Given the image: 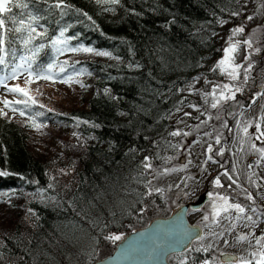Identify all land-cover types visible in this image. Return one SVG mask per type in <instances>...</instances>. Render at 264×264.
Instances as JSON below:
<instances>
[{
	"label": "trees",
	"instance_id": "obj_1",
	"mask_svg": "<svg viewBox=\"0 0 264 264\" xmlns=\"http://www.w3.org/2000/svg\"><path fill=\"white\" fill-rule=\"evenodd\" d=\"M246 5L247 0H11V11L0 14L5 18L0 72L41 46L34 61L51 62L55 39L63 32L69 66L82 71L89 95L81 94L83 107L71 116L56 114L63 127L72 122L76 129L62 132L72 141L62 138L70 150L55 170L31 150L26 125L0 115V172L9 173L0 176V200L10 206L7 222H0V264H93L118 242L106 237L169 215L173 196L169 201V189H153L151 174L176 164L194 134H211L221 164L215 172L228 168L222 150L233 133L230 122L264 90V33L255 32L258 54L227 101L213 108L211 97L202 99L187 133L172 117L193 99L180 94V87L198 77H216L213 61L222 56L230 27L248 15ZM29 26L34 29L30 40ZM253 31H248L250 41ZM250 64L254 69L247 76ZM53 114L45 110L51 119ZM259 135L253 138L263 148ZM208 183L210 192L245 209L256 204L230 183L221 190ZM243 221V229H251ZM214 254L194 241L169 262L210 264ZM246 264H264V257Z\"/></svg>",
	"mask_w": 264,
	"mask_h": 264
},
{
	"label": "rangeland",
	"instance_id": "obj_2",
	"mask_svg": "<svg viewBox=\"0 0 264 264\" xmlns=\"http://www.w3.org/2000/svg\"><path fill=\"white\" fill-rule=\"evenodd\" d=\"M246 6L248 9L245 11L248 15L245 20L233 24L225 40L224 49L230 44L237 46L236 51L230 54L231 59L225 57L223 49L222 56L213 61L217 64L221 60L226 61L225 64L215 69L216 77L213 76L215 78L211 79L208 76L202 81V78L198 77L178 89L180 94H187L193 98L188 104L178 108L172 117V121L179 127V130L185 133L191 130V118L200 108L202 99L210 100L211 97V102L216 105L227 101L232 91L241 82L246 64L254 60L258 54L255 32L264 33V0H252V3L247 0ZM249 16L252 17L251 20L248 19ZM236 28H243V31L233 35L232 30ZM251 30H254L253 41L248 40V31ZM57 40L63 42L54 45L51 62L38 65L34 61L35 55L44 48L41 46L36 50L23 53L8 70L0 72V115L19 120L26 125L31 150L46 160L48 165H53L54 170L55 165H61L70 150V146L66 145L62 139L66 138V134L62 132L76 129L73 128L72 122L63 127L57 120L56 114L71 116L74 110L83 107L81 94L86 97L89 95L81 82L85 78L82 71L69 66L71 57L65 48L66 39L59 36L55 39ZM245 41H249L251 47ZM20 65L23 67H18ZM50 65L52 67L48 71ZM235 65L240 67L235 68ZM14 69L16 74L13 77ZM253 69V66L246 68L247 76ZM233 72L237 76L236 79L229 74ZM37 73L40 74V78H37ZM45 76L48 78H43ZM14 88L24 89L27 95L20 91L10 90ZM4 101L9 103L6 105ZM37 103L44 108L38 107ZM48 109L55 112L54 118L51 119L45 115V110ZM243 110V113L238 114L230 122L233 133L222 150V153L229 157L227 169L215 172L221 167L213 154L215 138L213 139L211 134L197 133L191 136L186 151L182 149L183 154L176 164L159 171L157 175L151 174L152 188H160L161 191L165 188L169 189L171 192H167L171 197L167 200L171 201L173 196L174 207L194 200L207 188L206 185H209L210 189L211 184L208 183V179L211 180L212 185H215L214 189L221 190L227 182L232 184L239 194H248L256 202L255 206L250 209L244 208L243 213L237 212L235 208H227V211H224L223 209L228 204H237L235 200L229 196L223 197L221 194L217 196L209 190L211 193V195L207 193L209 201L201 209L189 211L187 215L189 222L203 228V235L197 242L210 247L215 252L214 257L208 259L210 264L220 263V255L225 252L238 256L233 264H246L250 260L264 257V222L261 218L264 217V157L257 151L262 146L253 138L256 133L264 132V90ZM209 124L211 125L212 122ZM245 128L247 132L244 131ZM66 139L72 141L71 138ZM217 177L221 186L214 183ZM9 207L0 200V222H7L5 220L8 219ZM248 217H251V220ZM242 221L245 225L251 226L249 230L252 232L243 229ZM253 225L258 226L259 230L254 231ZM121 237L123 238L124 235ZM240 237H245V239H240Z\"/></svg>",
	"mask_w": 264,
	"mask_h": 264
},
{
	"label": "water",
	"instance_id": "obj_3",
	"mask_svg": "<svg viewBox=\"0 0 264 264\" xmlns=\"http://www.w3.org/2000/svg\"><path fill=\"white\" fill-rule=\"evenodd\" d=\"M208 190L199 193L194 200L175 206L169 215L156 216L129 231L116 243L114 250L93 264H169V257L182 253L203 234V228L190 223L188 210H199L209 201ZM238 256L223 253L220 261L236 262Z\"/></svg>",
	"mask_w": 264,
	"mask_h": 264
},
{
	"label": "snow or ice",
	"instance_id": "obj_4",
	"mask_svg": "<svg viewBox=\"0 0 264 264\" xmlns=\"http://www.w3.org/2000/svg\"><path fill=\"white\" fill-rule=\"evenodd\" d=\"M113 2H118V0H113ZM10 3H11V0H0V14L8 13V12L11 11V8L8 6ZM22 6H24V5H22ZM57 6L59 7V4ZM236 14L237 13H233V15H236ZM84 15H87V13H84ZM89 19H91V17H89ZM248 19L251 20L252 17L249 16ZM23 23H24L23 21H20L21 26H23ZM4 24H5V18L0 16V29H2L4 27ZM20 30H21L20 28L15 29V31H17V32H19ZM8 31H12V29H9ZM33 31H34V29H32L31 26H29V33H30L29 34V40L31 39V32H33ZM242 31H243V28H236V29L232 30L233 35H235L236 33L242 32ZM60 35L62 37L64 35V33L61 32ZM29 40H25L24 42L27 44L29 42ZM62 42L63 41H61V40H57L54 43H62ZM245 43L248 44L249 47H251V44H250L249 41H245ZM3 44H4V38H3L2 35H0V46H2ZM236 48H237V46L235 44H230V46L228 48L224 49L225 57L230 60L231 59L230 54L234 53L236 51ZM3 50H4L3 47H0V51H3ZM71 50L72 51H85V52H92L93 51V49H91V48H78V49L74 48V49H71ZM96 54L97 55H104V56L110 55V53H108V52H97ZM225 62H226L225 60H221V61L218 62L217 66L219 67V66L223 65V64H225ZM0 63H3V57H0ZM18 67H23V65H20ZM51 67L52 66L50 65L48 71L51 70ZM234 67L238 68L240 66L239 65H235ZM251 67H252V65L250 64L249 68H251ZM61 70H63V69H61ZM15 74H16V70L14 69L13 70V77L15 76ZM229 74L232 76L233 79L237 78V76L234 74V72L233 73H229ZM37 78H40V74L39 73H37ZM43 78L47 79L48 77L45 76ZM225 87H227V86H225ZM10 90L11 91H20L21 93H24L25 95H27L25 90L22 89V88H14V89H10ZM239 90L240 89H237V91H239ZM4 103L7 105L9 102L8 101H4ZM216 106L217 105L215 103L212 105L213 108H215ZM185 115H189V114L185 113ZM257 128H259L258 125H257ZM244 131L247 132V128H245ZM172 135H174V136L175 135H180V133L179 132H173ZM261 137H264V132H261L260 135L257 137V139H260ZM217 143H219V138H217ZM253 147H255V145H253ZM209 150H211V149H209ZM257 151H259L261 153L262 157H264V148H259V149H257ZM147 159L148 158L145 157V160H147ZM209 159H211V157H209ZM144 167L145 168H151V164L150 163H146L144 165ZM6 175H9V173L0 172V176H6ZM214 183L217 186H221L220 185V180H219L218 177L214 181ZM157 191H159V189H157ZM209 195H211V193H209ZM249 198H251V197H249ZM222 199H224V198L222 197ZM227 208H235L236 211L239 212V213H243L245 211V209L240 204H228L227 207L224 208L223 210L227 211ZM205 219H207V217H205ZM248 219L251 220V217H248ZM106 239L113 240V241H119V240L122 239V237H121V235L116 234V235L108 236V237H106ZM240 239H245V237H240ZM257 243L258 244L260 243L259 239L257 240ZM205 250H207V249H205ZM225 264H228V262H225Z\"/></svg>",
	"mask_w": 264,
	"mask_h": 264
}]
</instances>
